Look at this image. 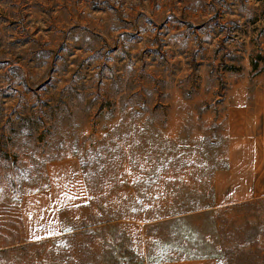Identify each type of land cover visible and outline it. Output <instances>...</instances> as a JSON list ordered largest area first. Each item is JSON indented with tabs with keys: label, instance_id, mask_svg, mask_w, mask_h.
<instances>
[{
	"label": "rangeland",
	"instance_id": "374dc122",
	"mask_svg": "<svg viewBox=\"0 0 264 264\" xmlns=\"http://www.w3.org/2000/svg\"><path fill=\"white\" fill-rule=\"evenodd\" d=\"M262 101L264 0H0V264H264Z\"/></svg>",
	"mask_w": 264,
	"mask_h": 264
},
{
	"label": "crops",
	"instance_id": "0c3cea01",
	"mask_svg": "<svg viewBox=\"0 0 264 264\" xmlns=\"http://www.w3.org/2000/svg\"><path fill=\"white\" fill-rule=\"evenodd\" d=\"M262 108H260L259 110L262 112V111H264V101H262ZM258 109V108H257ZM256 143H257V140H255V139H253L252 141H249V145H256ZM249 155H250V152H249ZM253 158L254 159H257V151L255 150V152H254V156H253ZM254 159L252 160V161H250V158H249V162L250 163H253V161H254ZM250 165H249V174H250ZM250 192V191H249Z\"/></svg>",
	"mask_w": 264,
	"mask_h": 264
}]
</instances>
